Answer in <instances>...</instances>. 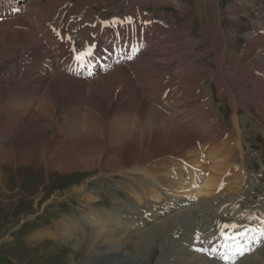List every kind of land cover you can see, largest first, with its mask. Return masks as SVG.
Wrapping results in <instances>:
<instances>
[{
  "label": "bare ground",
  "instance_id": "bare-ground-1",
  "mask_svg": "<svg viewBox=\"0 0 264 264\" xmlns=\"http://www.w3.org/2000/svg\"><path fill=\"white\" fill-rule=\"evenodd\" d=\"M65 1L69 0H48L42 7L40 6V0H30V2H24L23 0H8L0 4V11L2 6L9 3L19 8L17 15L10 18L4 17L2 12H0V165L7 166L0 170V186L5 184L10 175L16 178L18 173L17 170L20 169V167L30 166L31 159H33L34 155L33 153L39 152L40 159H38V161L34 163L36 165L33 166L36 170L44 168L48 172L56 171L63 173L79 170L81 173H96L87 178L85 182L75 186L73 190L80 196V199H78L84 201L88 206L97 203V193L95 191L89 192L88 190L91 178L95 179L94 177L98 178L103 176L106 178L108 177L110 180L114 179L115 181H121V183H118L128 194V196H126L130 197L131 204L135 207H138L140 203L143 205L147 204V209L150 207L151 210L154 211L151 217H155V215H157L155 213L162 211L164 208H166V210L162 212L168 214L169 211L171 213V211L184 208L182 205L195 206V209L197 208L196 212H198L199 215H197L198 213L196 214L195 211L193 212L192 209L179 213L177 212L174 218L159 221L160 223H157L158 225H156L155 228H149L147 232L143 233L144 235H139L141 238H144L141 239L143 242L142 245L147 246V244L151 242L149 240H153L154 234L157 235L155 232L159 233L160 230L161 233H164L169 227L172 229L176 221L180 218L183 220V217L185 220H191L187 222L185 220L183 222L181 221L182 223L179 224L180 227H178L177 230H173V235L177 237V245L175 244L173 247H167L168 249L170 248V254L166 257V260L163 258L165 260L164 263L221 264L215 261V259H205L200 254L205 250L202 245L203 241L207 240V242H214L216 233L223 228V231L229 229L234 233L240 232L253 225V221L246 217H243V219L239 221H234V219H224L223 215L218 216L219 213L215 212L213 204L217 202L215 199L221 194L220 187L223 186L222 182L224 181L220 182V180H225L226 184H228L227 181L232 182V186L234 187L233 190L236 191V182L241 181L240 184H237L243 188L245 185L244 181L248 178V174H244L243 171L246 170V160L248 161L247 158L249 156H246L243 148L244 146L240 144V129L238 128L240 122L237 118L240 110H242L247 115L253 116L264 128V65L260 66L258 71H252V62L254 60L251 62L249 60L251 66L249 69H252L251 73L249 71V80H252V82L256 84V95L252 98V93L251 99L247 96V94H249L247 89L249 90L250 86H246V83V85H244L248 87L245 90L247 98H241L242 96L238 98L232 85L228 82L234 74L225 77V63L223 61L224 58L227 57L224 56L227 54V51L224 49H222L221 52L217 51L218 66L214 71L215 74H213L212 71H204L205 74L202 73L204 74L202 76L200 75L201 72H199L190 77V75H188L190 73H185V70L182 68L181 72L184 71L183 73L185 74L184 77L183 74L181 77L188 78L187 81L189 83L186 87L180 86L181 77L179 79V76H175L172 72L173 62H178V65L181 67L187 62L185 58L186 55L190 56H188L190 62L192 58L196 56L191 52V47L189 48L190 50L187 49L191 38L189 37V30H180L179 32H175L180 39L177 38L178 36L175 33L173 34L177 37L175 35L170 36L169 33L167 36L169 39L171 37V39L173 38L172 40H175L171 42H173V46L174 44L177 46L176 48H180V46L182 48V42L180 43V41L184 39L183 36L185 39L189 37L185 40L188 45L184 46L188 54H186L187 51L184 52L185 55L184 53L181 55L172 52L174 58L184 56V58L181 57L182 60L179 58V61L181 60L183 63L175 59L168 65L160 64L159 59L162 56L161 53L158 50H152L149 53L141 54L134 62L125 66V68H122L123 66H117L118 68L112 67L105 74H99L90 81L86 79H77L69 76L61 68L53 70L49 63L58 56L57 51L60 52V56L66 54L70 57L73 56L74 53L78 55L80 53L95 50H93L86 41L78 42L71 39L68 35H63L60 40L57 39L54 43L52 41L53 39L51 40V34V38L47 36L50 40L49 38H43L45 36L41 30L43 28V24H41L43 21L40 23L41 16L44 17L48 15L52 19L55 18L56 21L58 12L64 5L66 8L72 6L71 1L67 3H65ZM22 3L25 5L21 6ZM63 3L65 4L61 6ZM131 5L132 4H128L127 7ZM58 6H61V8L56 11V14L55 10ZM24 12L25 14L21 16ZM53 13L56 14V17H51ZM91 14L90 12V15ZM82 19L83 18H77L76 20L81 22L83 21ZM92 19L93 18L90 20L93 22L94 19ZM137 19L140 23L143 22L140 18ZM125 20L127 19L118 23L119 29L122 27L128 28L130 26V24H125ZM86 21L87 20L83 21L85 22L83 24L86 25ZM95 21L97 22L95 24L103 26L104 30H102L101 33L104 36L107 35V31L113 27H107L105 22L96 19ZM81 24L79 26H81ZM51 27H53V25H51ZM215 29L219 30L218 26ZM47 30L49 29H46V31ZM156 30L160 33L167 29L158 26ZM91 32L93 31L91 30ZM114 32H116V26ZM151 33L154 35L155 30H151ZM55 34L52 36H55ZM64 39H67V41H63ZM259 40L260 39L257 38L254 39V46L249 42L250 48H248V46L246 47L247 51L244 53V56L249 55L248 53L252 54V49L254 50L255 48L261 49V55L263 56L264 45H261ZM54 46L56 49H53ZM212 48L213 46L211 49ZM234 48V44H232L228 49L233 51ZM18 50L21 52L18 53ZM165 52L166 51L162 54H165ZM168 53L170 52L167 51L166 54ZM256 55L261 59V55L258 54V52ZM87 56L83 64H93L95 56ZM235 56H237V54ZM228 57H230L229 53ZM231 57H233V55ZM251 57L252 56H250V58ZM229 59L231 60L233 58ZM9 62H13V64L11 65ZM190 62L188 63L190 64ZM235 62L236 63L233 62V64H229V68L236 66V68H243L249 65V63H247L248 65L242 63L240 58H237ZM136 64H138L137 71L132 69ZM257 64L259 65L260 63ZM176 65L174 66L176 67ZM142 66H144V68ZM190 67L191 69L193 68V73L198 72L200 68L204 70L203 67H200L195 71V67H192V64H190ZM4 69L9 71L8 75L4 73ZM187 69L190 70V68ZM193 73L191 72V75ZM210 74H213L212 76L216 78L215 85L219 86L218 91H220V94L225 92V94L229 95L225 96H228V98L230 97L229 104L233 112V118L232 130H230L229 133H235V137L232 138L234 140L232 141L233 143L229 141L231 137L225 136L228 134H223L224 131L222 132L220 129L219 131H214L213 129V132L210 134L204 133L206 132V126L210 125V122L205 121L204 117L206 116L211 119L213 114V112L210 111L212 102H208L211 99L198 107V109L201 108L200 111L203 110V113H201V115L198 114L197 117H191L184 111L185 104L190 105L191 102L187 103L188 99L182 96L183 89L189 90L190 99H193L192 102L201 101L203 93H201L202 95L198 94L199 90H202L199 83L205 75L211 77ZM243 74L246 76V72ZM238 75L240 74H237L239 78ZM246 78L247 77L239 79L247 80ZM181 80L183 81V79ZM162 82L165 84L162 85ZM166 84L169 85L170 88H167L165 98L158 100L159 96H161L158 95L161 93L159 91ZM240 91H242L241 88ZM240 91H238V93H240ZM245 91L243 93H245ZM201 92H204V90ZM243 93L241 92L242 95H244ZM156 95H158V98H156ZM174 95L181 97L183 104L180 106L174 105L173 110H169L172 112L171 115L169 113L170 117L158 111L160 108L157 105L156 106L159 108H157L158 110L151 105L161 103L169 107L170 103L175 102ZM207 95H209L208 92ZM207 95L206 97H208ZM204 100H206V98H204ZM194 114H196V112ZM245 118L244 120H246ZM63 120L66 121V123H63ZM216 125L213 127L216 128ZM11 137L14 138L12 146L9 148L4 147ZM220 141H224V146L221 147L222 149H225V147L227 148V150H225L226 152L223 150L226 155L220 154L219 149L221 148L218 150L216 149L217 151L215 152L211 151L212 149L210 146ZM29 146H31V150L29 154H27L23 150H25V148L28 149ZM205 147H207L210 152L207 156L209 159H213L212 157L215 154L220 157L217 160L219 165H212L210 163V166L212 165L211 168L209 167L210 169L220 171L223 169L220 164L224 163V171H226L230 164L236 165L237 161L239 162V169L241 172L236 174V181L231 176V170H229L230 174H224V171L218 172L220 173L219 175L224 174V177L221 179L219 178L218 181V174L209 170V168L207 170L203 169L202 164L206 158L204 160L199 159L198 156L201 155L202 152L198 153L196 151ZM235 147L238 148L234 151ZM30 156L31 159H29ZM228 175L231 179L225 178V176ZM204 197H206L207 202H203L204 199H200ZM207 197H212V200ZM39 198L40 196L34 199V207H36ZM159 200H161V206L155 207L153 203ZM191 200L194 202L192 203ZM199 200L202 202H197ZM138 210L141 209L139 208ZM84 217L86 221L77 219L79 226L82 225L88 229L87 223H90L101 231L95 233L96 235L93 234L94 236L88 235L76 238L77 236L74 234L73 229H71L73 226L76 227V218L68 217V219L66 217L53 225L54 231L51 232L48 229L39 230L32 236V239L38 240L50 235V233L53 235V232H57L55 235L67 237L66 239L68 241L74 240L71 253L65 259L64 264H75L78 254H87V257L91 260V262L84 261L85 263L81 264H107L103 263V260L111 258H113V260L111 259L112 261L109 262V264L136 263L134 260L135 258L125 262L119 260L120 258L117 259L119 254L116 251H119L120 248L118 247H121L122 242L125 240L115 231H112L113 233L108 231L109 228L113 226L112 224L117 221V215L109 211L90 209L88 214ZM80 218H82V216ZM253 218H257L259 220L258 222H260L264 219V213L261 217L255 215ZM73 222L74 225H72ZM224 225H236V227H223ZM66 226L69 227V230ZM79 229L82 230L81 227H79ZM230 244L231 243L228 245ZM134 247L136 248V246ZM141 248L139 246L138 249L140 250ZM111 251L112 253L115 251L112 254V256L114 255L113 257L109 255ZM95 256L100 260V263L92 262ZM162 256L165 257V255ZM237 264H264V250H260L256 254L240 260Z\"/></svg>",
  "mask_w": 264,
  "mask_h": 264
},
{
  "label": "rangeland",
  "instance_id": "rangeland-1",
  "mask_svg": "<svg viewBox=\"0 0 264 264\" xmlns=\"http://www.w3.org/2000/svg\"><path fill=\"white\" fill-rule=\"evenodd\" d=\"M3 1H8V0H0V4H2ZM47 1L48 0H40V6L42 7L44 3L45 4L47 3ZM70 1L72 3H74L73 5L75 7V11H73V14H79L83 10V8H88L87 9L88 16L86 18L82 19L83 21L87 20L86 21L87 23L85 25V24H83L85 22L81 21L80 24L82 23L81 26L84 25L87 28V30L90 32H91V30L94 32V31H96V29L101 32L102 30H104V28L102 25L95 24L97 22L95 21L92 14L90 15L91 11H89V10H92L91 13H93V14L96 13L98 15H102L105 18H109V17L116 16V15H123L126 12L125 11L126 10L125 0H69V1H65V3L70 2ZM128 1H130L131 3L138 4L137 6H139V5L144 6L145 7L144 10L146 12L152 14L156 20L164 21L168 25L169 28H176L174 30L172 29V31L171 30L169 31L170 36L171 35L173 36L175 34L177 35V33H175V32H179L180 30H189L188 31L190 33L189 37H191L189 45L187 44V41H185L189 37H187V39H185V37L183 36V38H184L183 40H181V41L178 40V41H180V43L182 42L181 43L182 48H181V46H180V48H176L177 46H175V44H174V46H175V48H174L173 42H171V41H175V40H172L173 38L171 39V37L169 39L167 36L166 37L167 39H165V40H166V42L168 41L167 44H171V46L169 45V48H166V50L163 49V51L157 49L161 53V55L164 57L163 58L161 56L162 60L165 59L166 55H167L168 60L166 59V61L171 62L175 59H178V61H179V58L182 60L181 57L184 58V56H180L179 58L178 57L174 58V54L179 53L182 55L184 52L187 51V49H189L191 47V52H193V54L196 55L194 58H192L191 62L189 61V57H190L189 55H188L189 57L186 55L188 58L185 56L186 61H187L186 62L187 65L184 64L180 67L178 65V62H173L174 65L177 64L179 66L178 67L176 65V67L179 68V71L181 73V74L179 73V75H178L179 79L182 76V74L184 77V74L185 73L188 74V72L190 73V74H188V75H190V77L194 76V74L196 75V73L198 74L199 72H201L200 75L202 76L205 74L204 71H206V72L212 71L213 74H215L214 71L216 70V68L218 66V61H217L218 52H221L222 49H224L225 51H227V54L224 55L227 57H225L224 61H223L225 63V65H224L225 77H229V76H232L234 74L233 76L235 78L232 76L233 79L230 78L228 82H229V84L232 85L233 89L235 90L237 97L239 98L240 96H242L241 98H247V96H249L251 99L252 93H253L252 98L255 97V95H256L255 85L256 84H255V82L253 83L252 80H249L250 79L249 74L251 73V70H252V69H249V68H251L250 62L254 60L252 62V64H253L252 65L253 66L252 71H258L259 70L258 68L260 66L264 65V61H263L264 54L262 56L259 53L260 51H257V50H254L253 55L251 53H248L249 55L244 56V53L247 51L245 49L247 44L251 40H252L251 42H253V39L255 38L256 33L264 28V0H128ZM168 1H171V2L174 1L177 4L174 3L171 5L170 3H168ZM26 2H30V0H27ZM65 3H63L61 6H63ZM61 6H58L56 8L55 12L57 10H59V8H61ZM235 6L238 7V9H236L234 12L233 7H235ZM26 10H25V12H26ZM228 10L230 11V13L234 12V14H232V15L227 14L226 12ZM25 12L21 16H23L25 14ZM54 13L52 14L51 17H56L57 12H56V14H54ZM84 15H86V14H84ZM46 17L47 18L49 17L48 19L50 21H55V18L52 19L48 15L44 16V17L41 16L40 23H41V21H43L41 23V24H43V28L41 30L43 31V34L45 36L43 38L48 39L50 37V34H51L52 38L51 37L50 38H51V40L53 39L52 41L55 43V41L57 39L60 40V38L58 37L59 30H57V29L55 30L53 27H51V25L49 26V24L45 23V22L49 21ZM91 18L94 19V21H93L94 23L90 20ZM91 22H92V24H91ZM215 25H216V27L218 26V28L220 26V29L219 30L215 29L216 28ZM44 26H46V27H44ZM67 28L70 31L72 28L71 24L69 26L66 25L65 29H67ZM46 29H49V30L46 31ZM227 31H230V33ZM47 33H48V35H47ZM173 33H175V34H173ZM54 34H55V36H52ZM47 36H49V37L47 38ZM230 36H232V37H230ZM50 38H49V40H50ZM177 38L180 39L179 36ZM233 38H235V39H233ZM225 40H228V41L230 40V41L228 43V41H225ZM63 41H67V39L66 40L64 39ZM226 42L228 43L229 47L227 46ZM183 43H186V44H183ZM41 44H42V41H41ZM232 44H234V47L236 48V50H235V48L233 51L228 49V48H230V46H232ZM185 45H188L189 47L187 46V49H186V47H184ZM212 46H213V48L211 49ZM170 48L172 49V51L170 50ZM175 49L178 52H176ZM181 50H183V51H181ZM164 51H166L165 54H162V53H164ZM167 51L170 53L166 54ZM230 51L233 54L229 53ZM256 51L258 52V54L261 55V59L258 55H256L257 54ZM20 52L21 51H19L18 53H20ZM172 52L174 54H172ZM194 52H196V53H194ZM228 53H229L230 57H228ZM186 54H188V51L186 52ZM236 54H237V56H235ZM184 55H185V53H184ZM232 55H233V57H231ZM169 56H171V57H169ZM250 56H252L251 57L252 59L250 58ZM161 57H160L159 61H161ZM254 57H255V59H254ZM229 58H233V59L235 58L236 60H237V58L238 59L240 58L242 60V63H245V64L249 63V65L247 64L248 67L245 66L243 68L238 66L240 69L236 68L237 66L233 67V68L232 67L229 68V64H233V62L236 63L235 59H234V61H233V59H231L232 60L231 61ZM181 60L179 61L180 63L182 62ZM249 60H250V62H249ZM11 61H13V60H11ZM164 62L165 61H163V63ZM188 62H190V64H192V67H195V71H197L200 67H203L204 70L202 68H200L201 70L199 69L198 72L193 73L194 70H193V68L191 69L190 64ZM163 63H161V64H163ZM257 63H260L261 65L260 64L258 65ZM9 64L12 65L13 62H11V63L9 62ZM188 64H189V67H188ZM174 65L172 67L173 68L172 72L177 70V68ZM142 67L144 68V66H142ZM174 67H175V69H174ZM186 67L190 68V70H188ZM116 68H118V67H116ZM122 68H125V66H123ZM182 68L185 70V73H183L184 72L183 70H182L183 72H181ZM126 69H127V67H126ZM132 69L137 71L138 70V64H136ZM139 69H141V68H139ZM235 70L237 73L235 72ZM249 71H250V73H249ZM191 72L193 73L192 75H191ZM230 72H232V73H230ZM244 72H246V74H245L246 76H244V74H243ZM4 73L6 75H8L9 71L6 70V71H4ZM176 73H177V71H176ZM176 73H175V76H177V74H178V73L177 74ZM202 73H204V74H202ZM228 73H230V74H228ZM213 74H210L211 77L209 75H208L209 77L207 75H205V77H203L201 80L202 82L200 81V83H199V86H200V88H202V90L200 89L198 94L202 95L201 93H203V95H204V97L202 95L203 99L201 97V101L192 102L193 99H190V92H188L189 90L183 89L182 96H184L185 99H188L187 103L191 102L190 105L185 104L184 111L186 113H188L191 117H194V116L197 117L198 114L201 115V113H203V110L200 111L201 108L198 109V107L202 106L201 104L206 103L209 99H211L208 102H212V105L210 107V109H211L210 111L213 112V114L211 113L212 114L211 119H209L206 116L204 117L205 121L210 122V125L206 126V132H204V133L210 134L213 132V129H214V131L215 130L219 131V129H220L222 132L224 131L223 134H228L225 136H227V137L229 136V138L231 137V139L229 141L232 142V141H234L232 138L235 137V133L234 132L232 134L229 133L230 130H232V118H233V112H232V110L230 108V104H229V98L230 97L228 98L229 95L225 94V92L220 94V91H218L219 86L215 85V81H216L215 79L216 78H214L212 76ZM237 74H240V75H238L240 79L247 77L246 78L247 80H240L237 77ZM200 75H198V76H200ZM183 77H181V79H183V81L180 79L181 82L180 81H178V82L181 83V84H179L180 86L186 87L187 84L189 83L187 81L188 78H183ZM206 78H208V79H206ZM205 81H206V83L204 85ZM235 81H237V82H235ZM235 83H237V84H235ZM164 84L165 83H163L162 85H164ZM244 85L250 86L249 90L247 89L248 87H246ZM153 86L155 88H157L155 85H153ZM180 86H178V87H180ZM216 86H217V88H216ZM241 86H243V87H241ZM167 88H170V86L167 84L163 88H161V90L159 91L161 93L158 94L161 96H159V98H158V95H156V98H158V100L165 98L166 93H167ZM240 88L242 91H240ZM236 89H237V92H236ZM246 89H247V92H249V94H247V96L245 95ZM203 90H204V92L207 90L205 93L207 95V92H208V94H209V95H207L208 97H206L204 92H201ZM238 91H240V93H238ZM244 91H245V93H243ZM241 92L244 95H242ZM250 93H251V96H250ZM216 95L219 96L218 98L220 100L217 98ZM225 95H228V96H225ZM221 96H222V98H221ZM174 97H175V102L170 103V106H169L170 108L167 105H162L161 103L151 104V105L153 107H155L156 109L159 107L160 109L158 108L159 109V110L157 109L158 111L165 114V116L170 117L172 112H170L169 110H171V109L173 110L174 105L180 106L183 104L181 97H179L177 95H174ZM204 98H206V100H204ZM213 98L215 99L214 102H213ZM194 105H196V106H194ZM164 106L167 108H165ZM208 107H209V105H208ZM196 109L199 112H197ZM195 112H196V114H194ZM169 113H170V115H169ZM204 113H205V111H204ZM244 118L246 120H244ZM237 119H239V122H240V126L238 127L240 129L239 130L240 131L239 136L241 138L240 144H243V146H244L243 148L245 149L244 152L246 153V156H249L248 162L246 160V162H247V166H245L246 171L245 172L243 171V173L249 174V179L247 181H244V184H245L244 188H242L240 185H238L241 183V181H237L236 182V187H237L236 191L233 190L234 187L232 186V182H229L228 184H226V186L223 188L222 191H221V188H222V186H221L220 187L221 194H219V196H217V198L215 195L216 199L214 197L213 198L217 201V199L222 198L223 194H225V193H227V195H232V196L234 195L235 197H237V195H239L240 191L243 189L241 192V196L243 195L242 198H240V195H239L238 198H240V199L236 200L237 202L242 203V205L239 207L241 208V210H246V211L258 214V211L262 207H264V128L258 123V121L255 118H253V116L247 115L242 110H240V113L238 114ZM213 121L216 123H214ZM64 122L66 123V121L63 120V123ZM215 125L217 126L216 128H214ZM222 126H224V127H222ZM225 132H227V133H225ZM13 139L14 138L11 137V139H9L6 142L4 147H6V148L11 147L12 143H13L12 142ZM31 139H32V137H31ZM221 146H224V141L223 142L220 141L214 145H211L210 146L212 149L211 151L215 152L219 148H221V149H219L220 154L226 155V153H224V151L227 150V148L225 147V149H222ZM237 148L238 147H235L234 151ZM28 149L25 148V150H23V151H25L27 154H29V151L31 150V146H29ZM32 152H33V150H32ZM196 152H198V153L202 152V154L198 156L199 159L204 160L206 158L203 161L204 163L202 165L206 164V162H205L206 160L208 161L207 165H209V166H207V168H205V169L203 167L204 170H207L209 167L211 168L212 165H219L217 160L220 157L217 154L213 155V157H212L213 159H209L207 157L208 154L210 153L208 151L207 147L200 149ZM33 154H34L33 159H31V156L29 158L32 160L30 166L20 167V169L17 170L18 173L16 175V178L13 177L12 175H10L7 178L5 184L0 186V264H64L65 259L71 253V249H72V245H73L72 243L74 242V240L68 241L66 239L67 237H60L59 235H55V234H57V232H53V235H52V233H50V235L42 237L38 240H33L32 236L36 232H38L39 230H42V229H48L51 232L54 231L53 225H55L62 218H66V217L68 218L69 217V218H76V221H77V219L78 220L81 219L82 221H86V218L84 216L86 214H88L90 209H92V210L93 209H100V210H103L106 212H108V211L112 212L115 215H117V221L115 223H113L112 224L113 226L110 227L108 230L111 232L115 231L118 235H121L122 238L125 240L124 242H122L121 247H118V248H120L119 251H116L119 254L117 259L120 258L119 260H121V261L123 260L125 262V261H128L129 259L135 258L134 260L136 263L133 262L134 264H165L164 261L166 260V257H168L170 254V248L169 249L167 248L168 245L169 246L171 245L169 238H171V242L174 241L173 244L171 245V247H173L175 244L177 245V239H176L177 237H175V235H173V232L171 234L172 236H170V233L172 230H177L178 227H180L179 223H177V222H180V221L183 222L185 220V218L182 217L183 220H181V218L178 219L176 221V224L174 225L173 229H171V227H170V228L166 229V231H164V233L163 232L161 233L160 230H159V233L155 232L157 235L154 234L153 240H149L151 242H149V244H147V246L142 245L143 242L141 241V239H144V238L143 237L141 238V236L144 235L143 233L147 232V230H149V228H155L156 225H158L157 223H160L159 221H165V220L174 218V216H176L177 212L179 213V212L187 211L190 209H192L193 211L196 212L197 208L195 209V206H189V207L177 209L176 211H171V212H175L173 214L170 213V211H169L168 213L170 215H166L168 217H166V216L165 217L164 216L158 217L162 213L167 214L165 212H162V211L166 210V208H164L162 211H158L159 213L156 212L155 214H157V215H155V217L154 216L151 217V215L153 214L154 211L151 210L150 207H148L149 209H147V204L146 205L144 204L145 205L144 206L142 203H140L139 206L137 205L138 207H135L134 205L131 204L130 197H127L128 194L126 193V191L121 188V186L119 184V183H121V181H119V180L115 181L114 179H112L113 180L112 181L108 177L106 178L105 176L98 177V178L94 177L95 179L91 178L88 190H89V192L95 191L97 193L96 194L97 195V197H96L97 203L96 204L94 203L91 206H88V205H86V203L84 201L79 200L80 196L76 192H74L73 190H74L75 186L79 185L82 182H85L87 180V178H89L90 176H93L96 173H92V172L81 173L79 170L63 172V173L62 172H56V171L55 172H51V171L48 172L44 168L43 169L41 168L40 170H36L33 166H35L36 164H34V163H36L38 161V159H40L39 158L40 154H39V152H35ZM210 163L212 164L211 166H210ZM220 166L223 167V169L220 171H215L214 169H210V168H209V170H212L216 174L219 175L220 173H218V172H222L225 170V164L224 163L220 164ZM6 167H7L6 165H0V170L4 169ZM239 168H240V164L237 161L236 165L230 164L228 169L226 171H224L225 172L224 174H226V173L230 174L229 170H231V176L236 181V179H237L236 174L241 172ZM8 173H9V171H8ZM223 175H219L217 177V180L219 181V178L221 179L222 177H224ZM225 178L231 179L229 175L225 176ZM221 181H225V180H220V182ZM39 196H40V198L36 204V207H34V202H35L34 199H36ZM235 197H230V199L225 198L224 203L225 204L227 203V205H229L231 202H234ZM200 199L201 200L204 199L203 202H207L206 197L200 198ZM208 199L212 200V197H209ZM201 200H199L197 202H200ZM191 202L193 203L194 201L191 200ZM153 204L155 205V207L156 206L160 207L161 206L160 205L161 200L156 201ZM153 204H151V205L154 206ZM215 204L216 203L213 204L214 210H215V212H218ZM237 204H239V203H237ZM162 205H164V204H162ZM190 207H193V208H190ZM223 207H224V204L222 206V211L227 213L226 214L227 216L232 217L230 208H228V206L227 207L225 206V208H224L225 210H224ZM134 208L135 209H137V208L141 209V210L137 209V211L139 212V214H138L139 217H135V218H136V222H138V224L140 226H143V228L144 227L146 228V229L142 228L143 229L142 231H132V232L128 231L127 229H129V228L126 226L127 222L123 223L124 221H122V218H124V217L127 220H129V218H131L130 220L135 219V218H132L134 216H137L136 215L137 213H136ZM205 208H207V207H205ZM81 216H82V218H80ZM191 216H193V215H191ZM251 217H255V215L253 214ZM250 218H249V220H251ZM139 219H140V221H139ZM151 219H152V221H151ZM153 219H156L158 221L155 220L153 222ZM229 220H233V218L229 219ZM149 221H151V222H149ZM87 224H88V229L82 225L79 226L78 221L76 223V227L71 226L72 227L71 229H73L74 234L77 236L76 238L81 237V236H88V235L94 236L93 234L98 233V231H101L97 227H94L92 224H90V223H87ZM72 225H74V222L72 223ZM66 227L69 230V227L68 226H66ZM79 227H81L82 230H80ZM124 231L126 233H124ZM139 235H141V236H139ZM173 236H174V239L172 238ZM147 241H148V239H147ZM137 243H139V244H137ZM138 245L140 246V248L143 247V248H141L142 250L138 249L139 248ZM134 246H136V248ZM113 253L111 251V254H109V255L111 257H113L114 256V255L112 256ZM120 253H121V255H120ZM162 255H165V257H163ZM199 256H201V255H199ZM76 258L77 259H76L75 264L85 263L86 261L91 262L90 258L87 257V254H78ZM141 258H142V260H141ZM96 259H97V257L95 256L92 259V262L93 263H96V262L100 263V260H98V259L96 260ZM111 259L113 260V258H111ZM111 259H108V260L104 259L103 263L109 264V262L112 261ZM94 260H95V262H94ZM136 260H138L139 262Z\"/></svg>",
  "mask_w": 264,
  "mask_h": 264
},
{
  "label": "snow or ice",
  "instance_id": "snow-or-ice-1",
  "mask_svg": "<svg viewBox=\"0 0 264 264\" xmlns=\"http://www.w3.org/2000/svg\"><path fill=\"white\" fill-rule=\"evenodd\" d=\"M85 54L91 55V53H80L79 55L75 56V59L77 60V62L81 63V66H83V56ZM223 227H236V225H224ZM250 233L255 234L256 230L251 228H245L241 232H238L234 235H229L227 238L231 239L234 242L233 245L228 246L231 251V256L221 254L220 258L225 261L229 259L234 260L235 258L243 257L246 253L252 251V249L248 247L247 244L240 243V241L246 237L248 238V240H251L252 236L249 235ZM261 237H264V228L260 229L259 235L255 236L257 243L259 242ZM211 251L215 253L216 249L213 248Z\"/></svg>",
  "mask_w": 264,
  "mask_h": 264
}]
</instances>
